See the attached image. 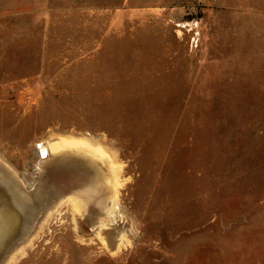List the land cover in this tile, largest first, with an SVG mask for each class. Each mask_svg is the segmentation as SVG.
Wrapping results in <instances>:
<instances>
[{"label":"rangeland","instance_id":"obj_1","mask_svg":"<svg viewBox=\"0 0 264 264\" xmlns=\"http://www.w3.org/2000/svg\"><path fill=\"white\" fill-rule=\"evenodd\" d=\"M0 203V264H264V0H0Z\"/></svg>","mask_w":264,"mask_h":264},{"label":"bare ground","instance_id":"obj_2","mask_svg":"<svg viewBox=\"0 0 264 264\" xmlns=\"http://www.w3.org/2000/svg\"><path fill=\"white\" fill-rule=\"evenodd\" d=\"M62 142L60 143V141H54L52 143H50V146H49V149H51L53 151V149H58L60 148L61 146H68L69 145V148L70 146H73V147H82L84 148V150L86 149L87 151H89L90 153H94L96 156L98 155L99 158H102L104 159L105 157V148L101 147L100 145H91L92 143H89V141H87L86 139H69V138H61L60 139ZM62 144H65V145H62ZM63 148V147H62ZM95 156V157H96ZM105 161V160H104ZM109 161V160H108ZM107 161V162H108ZM103 162V161H102ZM106 162V163H107ZM110 162V161H109ZM111 163V162H110ZM116 163V162H114ZM104 165V164H103ZM110 165V164H109ZM112 165V164H111ZM110 165V167H111ZM105 166V165H104ZM113 167V166H112ZM115 167V166H114ZM117 167V166H116ZM113 171V169L111 170ZM112 173V172H111ZM117 173V172H116ZM114 175V174H113ZM111 176V175H110ZM77 199V198H76ZM81 200V199H80ZM75 202V201H74ZM83 204V203H82ZM81 204V201L79 200H76V203L74 204V207L77 208V209H81L83 208ZM7 221V220H5ZM6 223H10V221L8 222H5ZM7 227V226H6ZM3 229V228H2Z\"/></svg>","mask_w":264,"mask_h":264},{"label":"water","instance_id":"obj_3","mask_svg":"<svg viewBox=\"0 0 264 264\" xmlns=\"http://www.w3.org/2000/svg\"><path fill=\"white\" fill-rule=\"evenodd\" d=\"M8 215L6 213H3L2 211V205L0 203V247L4 244L5 240H6V237L7 236L5 233H2V222L4 220H7L8 221ZM6 230L8 232V228L6 227Z\"/></svg>","mask_w":264,"mask_h":264}]
</instances>
